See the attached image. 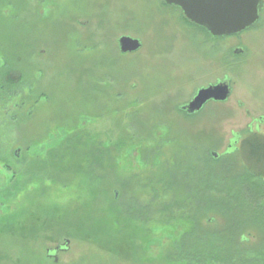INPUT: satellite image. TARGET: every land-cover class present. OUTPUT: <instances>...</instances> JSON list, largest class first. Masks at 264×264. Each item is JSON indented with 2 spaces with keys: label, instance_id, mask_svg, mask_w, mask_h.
<instances>
[{
  "label": "rangeland",
  "instance_id": "1",
  "mask_svg": "<svg viewBox=\"0 0 264 264\" xmlns=\"http://www.w3.org/2000/svg\"><path fill=\"white\" fill-rule=\"evenodd\" d=\"M252 133L264 11L215 39L164 0H0V264H264Z\"/></svg>",
  "mask_w": 264,
  "mask_h": 264
},
{
  "label": "water",
  "instance_id": "2",
  "mask_svg": "<svg viewBox=\"0 0 264 264\" xmlns=\"http://www.w3.org/2000/svg\"><path fill=\"white\" fill-rule=\"evenodd\" d=\"M179 8L186 19L205 29L213 38L236 36L254 28L264 10V0H164ZM123 54L135 53L142 48L141 40L123 36L119 39ZM236 51V54H241ZM231 81L201 89L195 98L182 108L195 115L210 101L226 102L232 95ZM218 158L217 153H213Z\"/></svg>",
  "mask_w": 264,
  "mask_h": 264
},
{
  "label": "trees",
  "instance_id": "3",
  "mask_svg": "<svg viewBox=\"0 0 264 264\" xmlns=\"http://www.w3.org/2000/svg\"><path fill=\"white\" fill-rule=\"evenodd\" d=\"M186 21L189 22L187 19ZM203 30L207 33L205 29ZM243 150L248 153V171L252 175L253 179H263L264 182V171H261L260 168L261 164L264 165V137L259 133H252V135L244 141ZM236 152H238L237 149H235L232 154Z\"/></svg>",
  "mask_w": 264,
  "mask_h": 264
},
{
  "label": "flooded vegetation",
  "instance_id": "4",
  "mask_svg": "<svg viewBox=\"0 0 264 264\" xmlns=\"http://www.w3.org/2000/svg\"><path fill=\"white\" fill-rule=\"evenodd\" d=\"M176 8V7H175ZM177 9H179V8H177ZM180 10V9H179ZM181 11V10H180ZM181 13H182V11H181ZM183 14V13H182ZM184 15V14H183ZM185 17V16H184ZM186 18V17H185ZM208 33V32H207ZM209 34V33H208ZM215 39H217V38H215ZM237 51V50H236ZM236 51H235V54H236ZM238 51H241L242 53L241 54H243L244 53V51L243 50H238ZM238 55V54H237ZM226 81H231V86H232V80L228 77V76H226L224 79H219L216 83H211V84H209L208 86H205V87H203V88H208V87H210V86H213V85H219V84H221V83H224V82H226ZM203 88H201V89H203ZM201 89H199L198 90V92L201 90ZM197 92V93H198ZM197 95V94H196ZM195 95V96H196ZM195 96H194V98H195ZM193 98V99H194ZM192 99V100H193ZM230 99V98H229ZM228 99V100H229ZM191 100V101H192ZM190 101V102H191ZM189 102V103H190ZM227 102V101H226ZM189 103H187V104H184V105H182V106H180V111H182L183 113H185L186 115H188L187 114V112L186 111H183L182 110V108L184 107V106H186V105H188ZM211 103H224V102H215V101H210V102H208L204 107H203V109L200 111V112H198V113H196L195 115H198V114H200L201 112H203L204 110H205V108L209 105V104H211ZM189 116V115H188ZM192 116V115H191ZM240 144L242 143V140H241V142H239ZM67 249H63L62 247H55L54 249H52V250H49V257L50 258H53L54 260H56L57 261V259H58V256H57V254L59 253V252H61V251H66Z\"/></svg>",
  "mask_w": 264,
  "mask_h": 264
}]
</instances>
